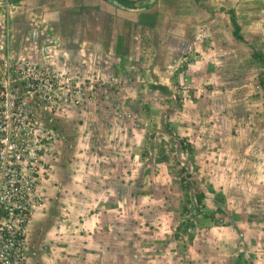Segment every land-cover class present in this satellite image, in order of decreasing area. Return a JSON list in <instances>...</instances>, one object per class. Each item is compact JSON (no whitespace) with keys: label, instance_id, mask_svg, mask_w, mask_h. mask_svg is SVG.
Segmentation results:
<instances>
[{"label":"rangeland","instance_id":"374dc122","mask_svg":"<svg viewBox=\"0 0 264 264\" xmlns=\"http://www.w3.org/2000/svg\"><path fill=\"white\" fill-rule=\"evenodd\" d=\"M41 1L44 4L21 0L14 8L0 3V45L16 58L30 56L40 64L83 75L96 72L73 70L67 64L111 68L104 74L118 66L121 88L113 91L102 84L95 90L113 91L119 103L114 107L116 117H125L121 126L137 132V137L127 138L135 147L124 143V149L120 143L119 152L111 140L107 153L110 158L117 154V165L102 174L89 167L84 174L89 180L83 181L85 196L82 192L75 199L74 193L62 196V237L51 220L52 228L44 229L41 239L38 227L27 229V264H89L82 258L94 255L105 241L113 243L114 264H232L238 254L245 264H264V0H158L184 7L179 17L196 23L198 29L196 37L188 39L185 56L157 71L155 84L161 93L152 95L153 101L147 97L153 83L146 74L133 79L127 69L119 68L130 60L128 50L139 49L127 42L139 28L134 14L96 0ZM61 4L62 10H57ZM14 12L26 21H19L18 35L24 36L25 45L16 55L9 50ZM79 13L83 22L72 20ZM94 13L98 30L90 21ZM230 14L242 39L232 36ZM57 29L62 30L61 38L55 36ZM30 34L37 37L30 39ZM80 50L88 55L87 62L77 63ZM170 51L171 59L177 52ZM155 57L146 52L138 60L146 63ZM131 82L137 90L141 86V100L152 104L148 111L134 115L128 110L123 90ZM140 136L143 145L134 141ZM75 172L74 167L72 177ZM84 219L90 221L89 227H84ZM77 232L86 234L83 245L77 241L68 247ZM61 238L62 262H57L61 253L54 248H61ZM129 239L136 244L132 248ZM52 240L55 246L45 242Z\"/></svg>","mask_w":264,"mask_h":264},{"label":"crops","instance_id":"0c3cea01","mask_svg":"<svg viewBox=\"0 0 264 264\" xmlns=\"http://www.w3.org/2000/svg\"><path fill=\"white\" fill-rule=\"evenodd\" d=\"M33 1L34 3L38 2L39 4L43 2L41 0H33ZM96 1L97 3H99V0ZM42 4H44V2ZM138 5H142V4L138 3ZM59 7L60 9L57 10H62V4ZM90 10L91 8L87 9V13L91 15V12H89ZM118 10L120 11L125 10L129 14H134L138 19V26H139V28L137 27L136 31H134V33L130 35V38L127 41L129 42L130 45L132 44L139 46V49L135 51L128 50L129 53L128 55L130 57V60L123 61V64H120L119 68L127 69L129 71L127 75L129 76L132 75L133 79H136L138 75L140 76V74L143 73L146 74L150 78L151 80L150 82L153 83V86L149 88V90L152 89L150 90L151 93H149V90L147 91L148 92L147 97L149 101H153V99H151V96L161 93V90L157 91L158 90L156 87L157 85L155 84L157 82L156 81L158 75L157 71L164 64L170 67L172 64H175L177 61H180V55L182 56V58L183 56H185L184 52L188 46V39L192 37L193 38L196 37L194 36V33L198 29V27L196 26L197 24L196 23L191 24L190 22L181 19L179 17V16L182 17L180 11H184L185 8L176 7L172 2L170 4L158 3L157 0L151 6L146 4L143 5L142 8L126 7L125 9L119 8ZM14 13H15L14 17H12V21H11V26L13 24L12 31L14 32V34L9 50L14 55H16L17 52H21L20 46L25 45L21 43L24 36L20 37L18 34H19V30L22 27V26L20 27L21 25L20 22L24 24L26 23V21H22L23 19L20 20L18 16V12H14ZM63 16L64 14H62V17ZM73 16L74 18L72 20L75 21L78 19L80 22H83V18L80 13L72 15V17ZM94 17L98 18L97 15H95L94 13V16H90V21L92 20V22H94L92 23V25L94 24V27L98 30L97 27L98 20H96ZM185 22L187 24H185ZM160 23L163 29L157 28L158 27L157 24ZM32 27L36 28L35 26ZM67 28L70 30L69 26ZM57 30L55 31V36L56 37L59 36L61 38L62 30L61 29H57ZM77 30L78 29L76 28V31ZM97 30H94L96 34L98 33ZM159 30L161 31L162 34L159 33L160 32ZM65 34L71 38L75 36L74 34L71 35L70 33H65ZM30 35H32L30 36V39L37 37V35L35 34H30ZM122 38L125 39L124 37ZM135 39L137 41H135ZM141 45H144L145 47L140 49ZM147 47L149 49H147ZM170 50L177 52V54L174 57L172 56L171 59L169 57ZM5 51L6 50L4 46L0 45V59ZM146 52H154L156 55L155 59L152 61H148L146 63H143L141 60H138L140 58H145ZM80 53L81 54L77 57L76 60L77 63L78 62L84 63V61L87 62L86 59L88 58V55L84 56L82 50H80ZM90 59H91V53H90ZM67 65L68 66L72 65L71 67H73V70H76L75 68L78 69L81 68L80 70H86L87 72H89L94 68L96 73L92 72L90 73L89 76L100 75L102 78L103 77L105 78L113 73V72H111L110 74H106V72L105 74L102 73L103 70L109 71L111 68L104 69L105 65H101V64H67ZM117 69L118 66L114 72L118 71ZM84 74L87 75V73ZM0 75H1V69H0ZM103 85L108 86V84L106 83H104ZM137 88L138 87L136 86V83L131 82L130 86L129 85H126V87L124 86V90H123L124 97L126 98L125 101L126 106L130 111V113L134 115H136V113L138 112H141V110H143L144 112L148 111V109L152 107V104L151 103L148 104L147 100L146 101L141 100L142 94L139 93L140 92L139 90H142L141 86L140 89L137 90ZM120 91H122V89ZM113 96L114 93L113 91L110 93L109 88H99L94 91V98L93 101L90 103L88 110H85L83 108L78 109L76 107L71 106L63 110L62 114L45 113V118L47 122L50 125H52L54 128H56V130L58 131L60 135L59 140L60 142H62V147L60 146L61 150L58 157V161L55 162V164L53 165L54 167L51 169L48 176H46V178L40 182V185L37 188V190L40 193H42L44 196L43 204L40 208L36 209L32 213L31 219L28 224V229H30L31 227L32 228L38 227L37 229L40 239L42 237L41 234L43 233L44 229L52 228V223H50V220L51 222L53 221L54 231L58 230L62 237V201H64L62 199V196L63 195L66 196L67 193H72V194L74 193L73 196L75 199L76 196L80 197L79 195L80 192H82L83 196L86 195L85 193H88V190L86 189L87 184L83 183V181L89 180V178L86 175H84L87 171H89L88 169L89 167L90 170L94 168L97 170V172L102 174L107 170H110L109 166L111 164L117 165L116 162L117 154H115V156H112V158H110V154L107 153V151L111 147L110 145L112 144L111 140L113 142H116L118 147L117 150L118 152L120 151L119 149H121L120 143H122L124 149H125V144L126 146H129L131 144L129 148H133L136 146L133 144L134 142L131 143L129 141L131 140V138L137 137V132H133V131L129 132L125 130L124 127L121 126L123 125V122H125L124 120L125 117L124 118L121 116H120L121 118L116 117L117 108L114 109V107H116V105L118 106L119 103L118 102L116 103L117 98H114ZM122 100L123 97L118 99V101L119 102L121 101V103ZM125 132H128L130 134V137L126 136ZM127 138H130V140L128 139L129 141H127ZM134 141L135 143L137 142V145H143L144 143L142 136H140V139L138 138V140L135 139ZM109 151L111 152V150ZM74 167L76 172H75V176L72 177V168ZM101 179L103 178H98V180ZM93 180L96 179L93 178ZM82 207L84 206L80 205V210L84 211ZM76 208L75 207L69 208L71 209L70 213H74L76 211L75 210ZM84 217L87 216L85 215ZM85 219H84V227L85 226L89 227L91 225L90 221L89 220L85 221ZM73 223L75 224V222ZM81 226L82 225L78 226L77 229H80ZM75 228H76V224H75ZM27 234H28V230H27ZM76 236L77 237L74 238L75 242H68V244H66L68 247H72L76 245L77 241H79L80 244L83 245L81 241L85 239L86 234L77 232ZM36 239H32V240L36 241ZM60 241L61 243L59 245H61V248H57V247L54 248V251L56 253L57 252L61 253V257L58 256L59 259H57V262L59 260L62 262V238L60 239ZM45 242L48 243L49 245L55 246V241L53 240L45 241ZM37 243L39 245L41 244V242H37ZM112 244L113 243H109V241H105L102 244L101 248L96 247L97 250L94 252V255L92 256L87 255L82 259L83 260L85 259V262L89 261L90 262L89 264H114L111 262L112 259L111 249L113 247ZM127 244L128 247L131 248L136 245L134 243V240L130 241V239L127 242ZM40 246L42 248V245ZM74 253L75 252H73L72 254ZM77 260L78 259L75 258V261ZM27 261H28V257H27Z\"/></svg>","mask_w":264,"mask_h":264},{"label":"built area","instance_id":"2783aa9c","mask_svg":"<svg viewBox=\"0 0 264 264\" xmlns=\"http://www.w3.org/2000/svg\"><path fill=\"white\" fill-rule=\"evenodd\" d=\"M0 69V264H27L28 224L44 199L37 188L60 148L45 113L71 106L88 110L96 86L118 91L121 74L83 75L7 51Z\"/></svg>","mask_w":264,"mask_h":264},{"label":"flooded vegetation","instance_id":"af4514ba","mask_svg":"<svg viewBox=\"0 0 264 264\" xmlns=\"http://www.w3.org/2000/svg\"><path fill=\"white\" fill-rule=\"evenodd\" d=\"M20 1L21 0H0V3L4 2L7 5L10 4L14 8V7L19 6V5L22 4V3H19ZM31 1L33 2V0H31ZM99 1H101L103 4L109 5L112 8L119 9L120 8L119 5H122L124 7H132V8H138V7H141L142 8L143 5H146V4H148L149 6H151L157 0H99ZM36 3H38V2H36ZM138 3H140L142 5H138ZM23 4L26 5L25 2ZM120 9H125V8H120Z\"/></svg>","mask_w":264,"mask_h":264},{"label":"trees","instance_id":"16d2710c","mask_svg":"<svg viewBox=\"0 0 264 264\" xmlns=\"http://www.w3.org/2000/svg\"><path fill=\"white\" fill-rule=\"evenodd\" d=\"M229 20H230V22L232 24V27H233V29H232V36L234 38H236V39H242V37L238 34L239 24L236 21V19L234 18L233 14H230L229 15ZM201 197H202V194L201 193L197 194V198H198L197 200H199ZM215 211L221 212V209L220 208H216ZM210 214H211V216H213L214 215V212H211ZM232 264H245V260L243 259L242 254H238L233 259Z\"/></svg>","mask_w":264,"mask_h":264},{"label":"water","instance_id":"95a60500","mask_svg":"<svg viewBox=\"0 0 264 264\" xmlns=\"http://www.w3.org/2000/svg\"><path fill=\"white\" fill-rule=\"evenodd\" d=\"M119 6H120V8H126V7L122 6V5H119Z\"/></svg>","mask_w":264,"mask_h":264}]
</instances>
